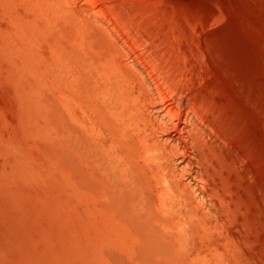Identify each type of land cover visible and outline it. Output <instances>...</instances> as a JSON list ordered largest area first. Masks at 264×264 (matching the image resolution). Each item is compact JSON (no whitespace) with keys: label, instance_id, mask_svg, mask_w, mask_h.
I'll return each instance as SVG.
<instances>
[{"label":"rangeland","instance_id":"rangeland-1","mask_svg":"<svg viewBox=\"0 0 264 264\" xmlns=\"http://www.w3.org/2000/svg\"><path fill=\"white\" fill-rule=\"evenodd\" d=\"M0 264H264V0H0Z\"/></svg>","mask_w":264,"mask_h":264},{"label":"bare ground","instance_id":"bare-ground-1","mask_svg":"<svg viewBox=\"0 0 264 264\" xmlns=\"http://www.w3.org/2000/svg\"><path fill=\"white\" fill-rule=\"evenodd\" d=\"M113 36H114V35H113ZM112 39H114V38H112ZM114 40H115V39H114ZM116 40H117V39H116ZM117 42H118V40H117ZM120 47H121V46H120ZM121 48H122V47H121ZM129 53H130V52H129ZM131 54H132V53H131ZM128 55H129V54H128ZM138 71H139V70H138ZM141 72H143V71H141ZM141 72L139 71L137 74L139 75V73H141ZM135 74H136V72H135ZM137 74H136V75H137ZM137 77H138V76H137ZM142 77H143V76H142ZM147 77H148V76H147ZM143 79H146V78L144 77ZM143 79H142V81H144ZM149 81H150V80L148 79V82H149ZM145 82H146V80H145ZM142 83H143V82H142ZM145 84H146V83H145ZM148 84H150V83H148ZM154 84H155V81H154ZM143 85H144V84H143ZM146 86H147V85H145V87H146ZM149 86L154 87L153 84H152V85L150 84V85H148V88H146V89H149ZM155 86H156L157 88H159L157 85H155ZM154 88H155V87H154ZM151 89H152V88H150V90H151ZM148 91H149V90H148ZM153 92H154V89H153ZM156 92H157V91H156ZM168 116H169V115H168ZM173 116H174V115H173ZM166 117H167V115H166ZM194 117H195V116H194ZM164 118H165V117H164ZM168 118L171 119V120L173 119L172 116H171V117L169 116ZM191 119H192V118H190V122H193ZM194 119H195V118H194ZM171 120H170V121H171ZM195 121H196V120H195ZM199 121H201V120H199ZM171 122H172V121H171ZM190 126H191V125H190ZM192 127H193V126H192ZM201 127H202V125H201L200 123H199V124H195L194 128H192V131H193V134H194V135H196V136L199 135L200 138H202V139L204 140V141H203L204 144H206V143L208 142V141H205V139H204L205 136L210 138L209 141H214V140H216V136H215V133H214V132H212L211 130H208V129L204 128L205 126L202 127L203 129H202ZM190 128H191V127H190ZM191 133H192V132H191ZM191 133H189V134H191ZM187 134H188V133H187ZM193 134H192V135H193ZM149 137H150V136H149ZM191 139H192V138H191ZM194 139H195V138H194ZM196 139H197V137H196ZM192 140H193V139H192ZM155 141H157V140H155ZM155 141H154V142H155ZM159 143H161V141H160ZM162 143H163V141H162ZM193 143H195V140H194ZM196 143H198V142L196 141ZM153 144H154V143H153ZM153 144H152V146H153ZM162 146H163V145H162ZM167 146H168V145H167ZM197 146H198V145H197ZM200 146H201V145H200ZM149 147H150V146H149ZM159 147H160V145L158 146L157 143L154 144V148H153L154 151H153V152H155V153H157L156 151L159 152V154H158L159 156H154V157H151V155H150V153L152 152V150H151L152 148L148 149V147H147L146 152H147V154H149V155L146 157V159L149 160V162L151 161L152 158H154V159H156V160L159 159V160H158L159 162L161 161L160 159L163 160V158H164V152H165V151H164V149L159 148ZM202 147H203V146H201V148H202ZM198 148H199V147H198ZM199 149H200V148H199ZM172 150H174V149H172ZM153 152H152V153H153ZM152 153H151V154H152ZM165 153H166V152H165ZM167 153H168V150H167ZM153 154H154V153H153ZM179 154H180V153H179ZM165 155H166V154H165ZM172 155H173V154H172ZM168 156H169V155H168ZM168 159H169V158H168ZM168 159H167V160H168ZM161 162H163V161H161ZM164 162H165V161H164ZM154 163H155V162H154ZM166 163H167V162H166ZM153 165H154V164H153ZM159 165H160V164H159ZM165 165H167V164H165ZM160 166H161V165H160ZM162 166H163V165H162ZM162 166H161V168H162ZM154 167H155V166H154ZM161 168H160V169H161ZM158 169H159V168H158ZM162 169H164V168H162ZM162 169H161V170H162ZM166 170H167V169H166ZM162 171H163V170H162ZM162 171H161V173H164V172H162ZM165 172H166V171H165ZM162 175H163V174H162ZM165 175H166V173H165ZM165 175H164V176H165ZM166 176H167V175H166ZM162 177H163V176H162ZM162 180H163V179H162ZM163 182H164V184L166 183L165 180H163Z\"/></svg>","mask_w":264,"mask_h":264}]
</instances>
